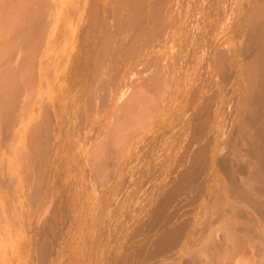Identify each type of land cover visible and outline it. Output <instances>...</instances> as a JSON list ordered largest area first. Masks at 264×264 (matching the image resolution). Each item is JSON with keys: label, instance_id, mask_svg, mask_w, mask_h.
Returning a JSON list of instances; mask_svg holds the SVG:
<instances>
[{"label": "bare ground", "instance_id": "6f19581e", "mask_svg": "<svg viewBox=\"0 0 264 264\" xmlns=\"http://www.w3.org/2000/svg\"><path fill=\"white\" fill-rule=\"evenodd\" d=\"M74 1L77 5L73 0H0V5H18L0 46L12 60L8 70L31 68L32 87L38 89V193L32 203L38 202L44 218L36 226L38 237L28 243L27 264H75L86 252L100 255L94 264H113V257L127 249L125 234L113 239V222L120 215L148 216L145 227L156 230L143 251L165 254L170 263L200 245L187 257L190 263L183 264H264V0H193L197 5H174L177 0ZM176 33L182 46L191 42L194 59L208 61L203 72L207 66L220 70L221 85L229 80L231 85L236 77L242 85L239 78L248 70V87L238 86L231 105L221 97L205 103L209 92L198 80L199 60L187 67L180 62L177 74L169 70L182 57L179 52L174 59L176 47L175 52L174 47L168 50L174 52V63L167 69L170 56L165 50ZM205 37L212 43L207 49L201 44ZM14 73L0 80L5 136L17 123L21 96ZM73 122L79 123V150L72 156L79 168L66 174L69 169L63 166L71 168L73 162L62 152ZM221 137L236 138L237 143L227 141L228 147L243 150L225 152ZM136 167H158L159 177L145 186L139 180L144 168ZM3 170L0 166L2 178ZM78 197L81 203L76 204ZM197 198L199 212L209 208L214 217L192 242L178 216ZM63 213L66 221L60 226L56 219ZM117 228L116 234L123 226ZM114 240L119 249L115 251V244L111 251Z\"/></svg>", "mask_w": 264, "mask_h": 264}, {"label": "rangeland", "instance_id": "374dc122", "mask_svg": "<svg viewBox=\"0 0 264 264\" xmlns=\"http://www.w3.org/2000/svg\"><path fill=\"white\" fill-rule=\"evenodd\" d=\"M19 1L20 0H15V2H17V3ZM64 4H66V3L64 2ZM197 4L198 3L196 1H193V0H192V3H191V0H177L174 5H197ZM72 5H77L76 1L73 0ZM176 8H177V6H176ZM176 8L174 9L173 13L174 12L177 13ZM17 12H18V5H0V17H2V16L4 17L3 22L0 20V38H1L0 46L4 45L3 44L5 42L4 41V37H5L4 35L7 33L9 24H13V22H14V19L12 18V21L9 23V18L11 15L17 14ZM207 27H208L207 31H210V29H209L210 27L209 26H207ZM207 27H205V28H207ZM200 28H201V31L204 29V27H200ZM202 36H203V34H201L200 38ZM206 36L210 40V37H209L210 34H208ZM171 38H172V40H170V42L168 43V46L165 50L166 57L168 58L170 56L169 60L166 59V63L168 64L167 69H168L169 65L174 63V61L172 62L173 57L175 59L176 54H179V52L181 53L180 55L182 57L177 55V57L179 56L180 58L178 57L177 61L175 60V63L178 62V60H179V63L178 64L177 63L172 64L173 66L171 65L169 67V70H171L172 72H175L176 74L179 73L178 70L176 72V68H178V66H180V62H182V64L184 63V67H187V66H193V63H196V61L199 60L200 63H198L197 69H196L197 70V76H199L198 80H200L202 82L203 90L206 91L207 93L209 92L208 97H207V95L204 97V99L207 97V99H206L207 101L203 99L205 101V103L206 102H212L213 99L215 101L216 97H218V98L221 97L224 99V103L227 102V103H229V105H231L232 99L236 98L235 95H237L236 93L238 92L239 87H240V89L248 87V82H249V79H248L249 76L247 74L248 70L247 71L245 69L243 70V67L241 69L242 71H246V75H247V77H246L247 82H245L246 81L245 80L246 75H242L239 78L240 81L242 80V82H241V83H243L242 85H239L240 82L238 80V77H236L237 81H235L236 79L233 78V81H235V82H233L231 80L233 82V83H231V85L229 83L230 80L227 82V84L225 82L226 80L225 81L223 80L225 82L226 86H225V84L221 85V82L219 80L223 79L224 76H222L221 72H220L221 75L220 74L218 75L220 70L217 67H215L216 70H219V71H213L212 72L211 70H213V68L207 66V71L205 70L203 72V69H206V68H204L205 66H203V63L205 65L206 64L208 65V61L206 62V59L204 57L203 58L199 57V58H197V60L193 58L194 56L192 55V44H191V42H188V44H187V42H185V47H186L185 48L184 46H182L184 43L179 41L180 39H179V36L177 33L174 34ZM207 38L204 42L207 41ZM173 39L175 40V43H174ZM180 42H181L182 47L180 46ZM206 43H207V46L205 47L204 44H206ZM206 43H204V44L201 43L203 46L198 45V46H200L199 48H201V46H202L205 49H207V47H209L208 43L212 44L211 42H208V41ZM172 44H173V46H172ZM175 47H176L177 53L175 52ZM183 47H184V49H182ZM171 48H173L174 52H175V56H173V57H172V54L174 53V52H172L173 50H171L170 52L168 51ZM4 51L2 48L0 49V80L5 78L7 76L8 72H10V71L15 72L12 76H13V79H16V86L15 87L19 90L18 94H21V96H20V101L18 100V106H17V108H15V115L17 116L16 117L17 123L14 125L12 133H9L7 136H5V134L3 132L4 123L0 119V166H1L2 170H3V168L6 169V170L5 169L3 170L4 172L2 171L3 174L5 173L3 175L4 180L1 177L2 175H0V179L2 181V184H0V264H27V261L29 260V258L27 257V252H26V250L29 247L28 243L29 244L32 243L35 240V238L38 237V234H37L38 229L36 226H39L40 225L39 223H41L42 218H44L39 213L38 202H34L35 204L32 203L37 198V193H38L39 167H37L38 157L36 155L37 154V152H36L37 151V145H38V135H37V127H36V121H37V115H38V110H37L38 89H37V86H35V88L32 87L34 85V82H35V75L31 74V68L24 67L22 70H17V69L8 70L9 67H11L12 60L10 63L9 59L5 56ZM167 51H168V53H167ZM183 52H186V53L183 54ZM1 53H3V54H1ZM167 54H169V55L167 56ZM185 55H187V56L189 55V58L191 56V59H189ZM187 58L189 60H186ZM241 58H242V60L244 59L243 61L242 60H240V61L244 62V68H246L245 65L248 62V60H247V62H245L246 59H245L244 55H242L240 57V59ZM181 59H182V61H181ZM192 61H193V63H192ZM169 62L171 64H169ZM198 68H199L200 72H199ZM32 71L34 72V74L35 73L37 74L35 66L32 67ZM211 72H212V74H211ZM215 72L217 75L215 74ZM239 72L241 73L240 70H239ZM175 73H173V74H175ZM234 73L236 74L238 72H234ZM206 75L209 76V79H208V77H202V76H206ZM213 77H215V78H213ZM206 79H207V81H206ZM213 79H214V82H213ZM215 80H217V81H215ZM223 81H222V83H224ZM217 82L220 84H218ZM237 82H239V83H237ZM209 83H210V87L208 85H206ZM235 83L238 85H236ZM244 83H246L247 85L246 84L244 85ZM212 84H214V85H212ZM223 85L225 86V88L223 87ZM229 85H230V87H229ZM233 85L234 86L236 85L235 88H237V89H235ZM220 86H222L224 88L223 89L224 92H223V90L220 89ZM242 86H246V87H242ZM197 87H199V86L196 85V87H194L192 89V91ZM212 87H214V89ZM209 88H210V90H209ZM217 88L220 89L219 90L220 93H219ZM225 89H226V91H225ZM231 89L233 90V92L231 91ZM234 89L236 92L234 91ZM212 90H213V92H212ZM228 90L230 91L229 93H228ZM214 91H215V93H214ZM221 91H222V93H221ZM191 93L193 94V92H191ZM191 93L189 95L190 98L188 97L189 101L187 100L189 103H190V100L192 98H194V94L191 96ZM225 93H226V95L224 96ZM227 94L229 95L228 97H227ZM230 94H231V96H230ZM179 95H181V93H179ZM180 98L183 101L184 95H181ZM208 98L211 101L210 100L208 101ZM228 98H230L229 101H228ZM199 99H197L195 102H198ZM216 100H218V99L216 98ZM185 101L186 100L184 99V102ZM189 103H188V105H189ZM226 104H224V105H226ZM76 124H77L76 122H73L71 124L72 130H71L69 137H68L69 141H67L65 148H64V151L62 152V154L65 155V158H64L65 160L68 158L67 156H69V159H71L73 162V165L71 168H69L67 166V163H65V165L63 166V167H67L69 169V170L64 169L66 171V174L74 172L73 167H76V164H74V163L77 162V158L73 159V157H72V156H75L74 155L75 152H77L79 150L78 149L79 147L78 148L76 147L77 146V144H76L77 135H75L76 129L77 130L79 129V127H77L79 123L77 125ZM86 132H88V130H86ZM86 134H84V135H86ZM231 136L233 137L232 134H231ZM218 138L219 137L217 136L216 140ZM227 138H228V136H227ZM220 139H221L220 141L223 140L222 137ZM228 140L230 142L236 141V143H237L236 138L234 140L233 139L231 140L230 137H229V139H224V141H222V143H224V144H222V146L226 145V149H224L225 152L229 151L228 153H230V151H233V150L235 151L236 148H238L237 152L238 151L241 152L243 150V149L241 150V146L236 147L234 149L229 148L228 142H227ZM240 143H241V141H240ZM221 156L222 155H219L218 158H220ZM218 162L220 163L219 159H218ZM218 165H220V164H218ZM202 167H204V166H202ZM220 167H221V165H220ZM76 168H79V167H76ZM142 168H144V169L140 172L139 180L142 182L145 181V183H146L145 186L152 185L155 182L156 178L159 177V174H157V175L155 174V169L158 167H136V170L142 169ZM68 171H69V173H68ZM77 172H79V171H77ZM7 173H8V175H7ZM0 174H2V173L0 172ZM63 176H64V173H63ZM14 178H15V181L10 182V179L13 180ZM4 181H5V184H4ZM138 186L139 185L136 184L135 188H138ZM11 190H13V191H11ZM68 191L69 190H66V188H65L64 194L67 195ZM3 196H5V197H3ZM14 196H16V197H14ZM8 201H11V203L13 205ZM24 203L26 206L24 205ZM74 203H76V204L81 203L80 197H78L74 201ZM200 203H201V200L198 201V198H197L194 201V204H192L191 206L186 205L184 208V211H180L181 216H178L180 218V220L185 222V226L187 228V231L189 232V235L191 236L190 240L192 242H194L195 233L197 231H201V230H204L205 228H207L211 217H214V215H211V214L209 215V213H210L209 208H206L205 211L202 213L199 212L200 210L198 209V207H200ZM153 204L150 203V206L152 207ZM5 206H6V209H5ZM39 218L41 219V221H39ZM123 218H125V217H123ZM147 218H148V216H143V217H136V219H132L133 225L127 231L132 232V233H137V234H135L136 236H132V237L125 236V240L124 239L122 240V244H124L126 242V240L129 239L127 241V249H123L121 254H117L116 256L113 257V259L111 260V262L113 264H120L122 262L126 263V264H179V263L183 264L185 262V260H187L188 258H190L192 256L191 252L195 253V252H197L198 248H200V245H198V246L194 245L192 248H189L186 251V254H184V256L179 261H177L175 263H170V262H173L170 260V258H164L165 254H161V255L160 254L159 255H147V254H145L143 250L145 249L146 244L149 245V243H148L149 238L151 237V235L156 230V227H153V226L150 228L145 227L146 226L145 221L147 220ZM56 220L60 226H63L64 225L63 222L66 221V219L64 217V213L62 216H60ZM119 222H120V219L117 222H113V224L114 223L119 224ZM33 223H34V225H33ZM48 225H49V219H47L46 222H44V227L49 231L50 229H48ZM111 226H113V225H111ZM32 227H34V228L32 229ZM32 230H34V231L36 230L35 233ZM115 230H116V228L114 227V232H112L113 238H114V236H116V235H114V233L116 234ZM32 237H33V239H32ZM251 241H253V240H251ZM250 243L252 244V242H250ZM115 244L116 243L113 242L112 247H111L112 248L111 251H114V249L116 248L117 244L116 245ZM131 244H135V245L132 246ZM114 245H115V247H114ZM128 247L133 248V250H129ZM247 248H248V250H245V251L246 252L248 251L247 252L248 254L246 253V255L249 256L250 254H252L250 252L251 247L247 246ZM115 251H116V249H115ZM189 254H190V257H189ZM244 255H245V253H244ZM99 257H100V255L98 256V254H94V257L91 256L90 258H91V260L93 259L92 261L96 262V260L99 259ZM82 258L83 257L80 256L81 260H82ZM251 258L253 260L252 256H251ZM188 260H190V259H188ZM188 260L186 261V263L189 262ZM250 261H251V259H250Z\"/></svg>", "mask_w": 264, "mask_h": 264}, {"label": "crops", "instance_id": "0c3cea01", "mask_svg": "<svg viewBox=\"0 0 264 264\" xmlns=\"http://www.w3.org/2000/svg\"><path fill=\"white\" fill-rule=\"evenodd\" d=\"M223 75V74H222ZM126 215H123V217H125ZM122 217V215H120V216H118V217H116L115 218V220H114V222H117V221H119V219H120V223L119 224H121L122 226H123V228L118 232V234H115L116 236L117 235H119V236H121V233L124 235V236H130V237H132V236H136L135 234H137V233H132V232H129V231H127L132 225H133V220L132 219H136V217H134V218H130V216L128 217V215L125 217V219ZM123 220V223L121 222L122 220ZM128 219V220H127ZM132 220V221H131ZM126 221V222H125ZM126 223V225L124 226V224ZM127 223H128V225H127ZM132 224V225H131ZM114 226H115V228H116V230L115 231H118L117 229V226H118V224L117 223H114ZM126 226H127V228H126ZM123 229H125L124 230V232H123ZM114 232V231H113ZM116 236L113 238V239H115L116 238ZM129 239H127L126 241H128ZM115 241V243L117 244V248H116V250L117 249H119V244L117 243V241L116 240H114ZM132 246L133 245H135V244H131ZM129 248V247H128ZM129 250H133V248H129ZM89 254H88V252H86L82 257V260L80 259V258H76L74 261H75V264H94V261H91V258H90V256H88ZM85 256V257H84Z\"/></svg>", "mask_w": 264, "mask_h": 264}]
</instances>
